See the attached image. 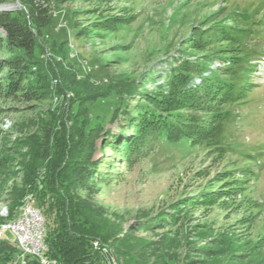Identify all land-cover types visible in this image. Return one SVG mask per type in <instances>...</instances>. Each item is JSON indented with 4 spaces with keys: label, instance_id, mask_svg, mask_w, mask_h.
<instances>
[{
    "label": "rangeland",
    "instance_id": "obj_1",
    "mask_svg": "<svg viewBox=\"0 0 264 264\" xmlns=\"http://www.w3.org/2000/svg\"><path fill=\"white\" fill-rule=\"evenodd\" d=\"M44 1L51 23L37 39L27 81L40 80L46 95L37 101L0 95V218L6 219L13 202H19L16 214L30 203L44 227L37 198L47 204L62 190L92 204L107 220L109 237L91 241L105 264H123L115 254L118 246L131 249L143 264H264L262 57L255 59V87L225 127L227 153L161 141L128 163L106 147L102 135L103 129L111 135L119 130L112 123L115 105L127 103L133 110L151 91L165 97L164 77L180 62L215 57L217 66L228 44L200 45V32L204 36L231 10L255 7V18L262 17L264 0ZM0 8L23 11L16 0ZM5 54L0 51V57ZM122 81L142 93L109 95ZM247 154L257 162L245 159ZM247 165L252 176L240 172ZM91 172L94 179L87 176ZM53 210L45 212L52 225ZM75 222L89 227L82 219ZM4 237L13 240L9 231Z\"/></svg>",
    "mask_w": 264,
    "mask_h": 264
},
{
    "label": "trees",
    "instance_id": "obj_2",
    "mask_svg": "<svg viewBox=\"0 0 264 264\" xmlns=\"http://www.w3.org/2000/svg\"><path fill=\"white\" fill-rule=\"evenodd\" d=\"M7 1L0 0V6ZM16 1L23 11L10 12L0 8V51L6 53L0 57V73L5 69L0 77V95L7 99L37 101L44 98L46 88L40 80H37V85L27 80L38 47L37 39L51 23L50 9L44 0ZM258 11L255 7L250 12L231 10V16L228 14V18L216 21L204 36L200 32L201 37L197 38L200 45L207 46L219 40L228 44V53L219 57L221 62L217 66H213L215 57L201 62L184 60L165 75V85L169 87L165 97H155L152 91L147 92L142 97L144 103L140 102L133 110L127 103L122 107L114 104L112 123H117V133L111 135V129L98 127L103 129L102 135L109 142L106 147L119 152L128 163L148 154L161 141L174 145L187 141L190 146L214 147L221 154L230 151L231 148L223 140L225 127L234 118L237 106L246 102L255 87L254 61L264 56V14L255 18ZM244 22L247 26L242 25ZM251 31L257 35L253 40ZM186 80L190 81L187 86L184 84ZM120 85L118 88L112 86L109 95L115 91L125 93L129 98L142 93L137 86L132 87L126 81L120 82ZM194 97V102L187 101ZM79 100L82 101V98ZM186 108L190 110H182ZM47 144L42 154L47 153ZM245 157L257 162L253 154ZM240 172L246 176L253 175L248 165ZM93 173L88 174V178L94 179ZM240 181L243 182L242 179ZM61 191L48 205L45 198H37L45 218V250L42 256L50 264H105L93 251L91 241L109 237L107 220L100 217L92 204L77 195L70 196ZM18 205L19 202H13L8 216L0 218V222L14 219ZM55 208L52 225L45 212L49 209L53 212ZM71 209L72 214L69 212ZM73 218L75 221L76 218L82 219L83 224L89 227L82 228ZM115 254L122 256L123 264H143L139 256L125 246H118ZM17 255V249L7 239L0 240V264H19ZM26 264L41 263L37 257L27 256Z\"/></svg>",
    "mask_w": 264,
    "mask_h": 264
},
{
    "label": "built area",
    "instance_id": "obj_3",
    "mask_svg": "<svg viewBox=\"0 0 264 264\" xmlns=\"http://www.w3.org/2000/svg\"><path fill=\"white\" fill-rule=\"evenodd\" d=\"M7 231L13 235L12 245L18 251L16 260L19 264H26L27 256L37 257L41 264H50L42 256L45 250L43 218L32 204L29 203L14 219L0 223V240L5 239Z\"/></svg>",
    "mask_w": 264,
    "mask_h": 264
},
{
    "label": "bare ground",
    "instance_id": "obj_4",
    "mask_svg": "<svg viewBox=\"0 0 264 264\" xmlns=\"http://www.w3.org/2000/svg\"><path fill=\"white\" fill-rule=\"evenodd\" d=\"M28 201H29V200H28ZM28 201H27V202H28ZM28 204H29V203H27V204L21 206V207H20V210L18 211V214H19L22 210L26 209ZM5 213H6V212H5ZM6 214H8V213H6ZM1 216H2V215H1ZM5 217H7V215H5ZM95 247H96V246H95ZM97 247H98V246H97ZM103 249H105V247H104ZM103 251H104V250H103Z\"/></svg>",
    "mask_w": 264,
    "mask_h": 264
},
{
    "label": "water",
    "instance_id": "obj_5",
    "mask_svg": "<svg viewBox=\"0 0 264 264\" xmlns=\"http://www.w3.org/2000/svg\"><path fill=\"white\" fill-rule=\"evenodd\" d=\"M12 241H13V240H12ZM12 241H11V242L9 241V242L12 244Z\"/></svg>",
    "mask_w": 264,
    "mask_h": 264
}]
</instances>
